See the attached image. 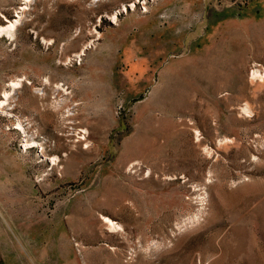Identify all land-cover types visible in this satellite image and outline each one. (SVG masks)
Returning <instances> with one entry per match:
<instances>
[{"label":"rangeland","instance_id":"rangeland-1","mask_svg":"<svg viewBox=\"0 0 264 264\" xmlns=\"http://www.w3.org/2000/svg\"><path fill=\"white\" fill-rule=\"evenodd\" d=\"M13 19L0 264H264V0H0Z\"/></svg>","mask_w":264,"mask_h":264},{"label":"bare ground","instance_id":"bare-ground-1","mask_svg":"<svg viewBox=\"0 0 264 264\" xmlns=\"http://www.w3.org/2000/svg\"><path fill=\"white\" fill-rule=\"evenodd\" d=\"M30 0H23V4L24 5H26L28 2H29ZM131 6H133V5H131ZM26 9V6H20V8H19V12L18 13H22L23 12V10H25ZM125 10V7H123V11ZM17 16V15H16ZM17 19H19L20 20V16H17L16 17ZM17 19H13V20H11V21H7V25H5V26H2V27H0V32H2V31H5V32H7L8 34H11V32L15 29V27H16V25L18 24V22H19V20H17ZM110 19L112 20V21H114V19H115V16H112V17H110ZM18 82H21L20 80L18 81ZM18 82H9V84H8V87H9V89H10V92H5L4 94H3V96L1 97V99H0V110H2V108L4 107L3 105L8 101V99H9V97H10V93H12L11 91H14L18 86H19V83ZM6 107V106H5ZM6 109V108H5ZM83 134V133H82ZM105 223H107V225L110 227V228H115V224H113V222L111 221V220H109V219H106L105 220Z\"/></svg>","mask_w":264,"mask_h":264}]
</instances>
